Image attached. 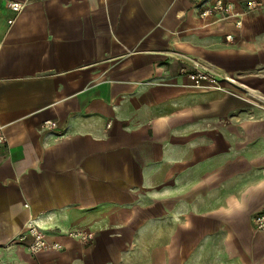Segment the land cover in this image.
<instances>
[{
	"label": "crops",
	"instance_id": "obj_1",
	"mask_svg": "<svg viewBox=\"0 0 264 264\" xmlns=\"http://www.w3.org/2000/svg\"><path fill=\"white\" fill-rule=\"evenodd\" d=\"M213 1L0 0V264H264V0Z\"/></svg>",
	"mask_w": 264,
	"mask_h": 264
},
{
	"label": "built area",
	"instance_id": "obj_2",
	"mask_svg": "<svg viewBox=\"0 0 264 264\" xmlns=\"http://www.w3.org/2000/svg\"><path fill=\"white\" fill-rule=\"evenodd\" d=\"M258 2L256 0H249L246 3V10H253L257 8ZM9 7L19 14L24 9V3L19 1H11ZM233 9V5L229 2H225L224 0H214L209 5H201L200 8L196 9L197 15L200 18H205L206 16L213 13H220L224 17H228L230 12ZM12 20H9V23H12ZM236 26L240 27L242 25V21L238 19L236 21ZM226 41H232L233 35L227 34L225 36ZM191 68L184 71L185 75L190 80L191 84L195 87H199L204 83H212L213 73L205 68L202 64L198 62H194L190 66ZM51 121H46L45 125H51ZM0 140L4 141L5 137L1 134ZM252 225L255 231L264 232V211H261L254 215L252 219ZM67 235L72 239H78L83 242H90L94 238L93 232H88L84 230H70L67 232ZM15 244H19L25 246L32 254L36 255L42 251L52 249L54 251H59L63 249L62 244L59 242H49L46 240L45 235L40 227V225L36 222V220L32 219L28 222L26 226V230L22 235L16 240L13 241Z\"/></svg>",
	"mask_w": 264,
	"mask_h": 264
}]
</instances>
